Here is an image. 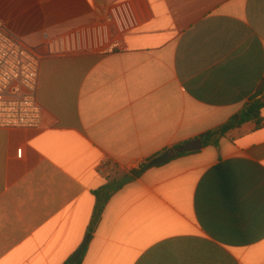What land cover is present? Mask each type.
<instances>
[{
    "label": "crops",
    "instance_id": "1",
    "mask_svg": "<svg viewBox=\"0 0 264 264\" xmlns=\"http://www.w3.org/2000/svg\"><path fill=\"white\" fill-rule=\"evenodd\" d=\"M40 59L39 129H0V264H264V0H0ZM122 185L120 190L114 191Z\"/></svg>",
    "mask_w": 264,
    "mask_h": 264
},
{
    "label": "built area",
    "instance_id": "2",
    "mask_svg": "<svg viewBox=\"0 0 264 264\" xmlns=\"http://www.w3.org/2000/svg\"><path fill=\"white\" fill-rule=\"evenodd\" d=\"M40 59L0 29V129H39Z\"/></svg>",
    "mask_w": 264,
    "mask_h": 264
},
{
    "label": "trees",
    "instance_id": "3",
    "mask_svg": "<svg viewBox=\"0 0 264 264\" xmlns=\"http://www.w3.org/2000/svg\"><path fill=\"white\" fill-rule=\"evenodd\" d=\"M264 109V79L262 80L256 94L243 106L242 110L235 116L230 118L226 123L206 132L197 139H200L203 143V147L210 145L217 146L222 138H224L229 132L240 128L246 123L256 122L259 125L262 124L263 118L261 112ZM187 143L176 145L170 149H164L163 151L151 156L143 163L138 170L134 171L132 175L137 177L141 175L144 171L151 168H159L165 166L166 164L182 158L189 154H194L196 152H186L179 151L181 147ZM175 151V153H172ZM122 185L116 187L114 191L120 190ZM87 244L84 245L82 251L80 252L79 258L73 264H81L82 259L86 253Z\"/></svg>",
    "mask_w": 264,
    "mask_h": 264
},
{
    "label": "water",
    "instance_id": "4",
    "mask_svg": "<svg viewBox=\"0 0 264 264\" xmlns=\"http://www.w3.org/2000/svg\"><path fill=\"white\" fill-rule=\"evenodd\" d=\"M202 149H203L202 141L200 139H196L194 141H191V142L187 143L183 147H181L179 149V151L197 152V151H200ZM172 153H175V151H173Z\"/></svg>",
    "mask_w": 264,
    "mask_h": 264
}]
</instances>
